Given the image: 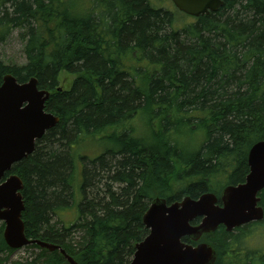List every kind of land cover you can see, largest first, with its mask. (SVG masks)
<instances>
[{"label": "trees", "instance_id": "trees-1", "mask_svg": "<svg viewBox=\"0 0 264 264\" xmlns=\"http://www.w3.org/2000/svg\"><path fill=\"white\" fill-rule=\"evenodd\" d=\"M84 1L0 0V45L18 31L26 57L0 61V86L8 74L36 78L60 119L12 174L24 183L28 239L58 245L79 264H130L153 200L219 196L248 174L249 151L264 141V0H222L181 29L149 0H90L78 10ZM196 133L204 139L189 153L179 136ZM87 142L109 147L79 156ZM79 172V215L61 227L54 219L75 207ZM256 226L264 221L238 233L220 227L200 242L215 249L216 264H264V252L244 249ZM3 232L0 223V264H68L36 245L27 247L35 258L9 263L16 251Z\"/></svg>", "mask_w": 264, "mask_h": 264}, {"label": "water", "instance_id": "water-1", "mask_svg": "<svg viewBox=\"0 0 264 264\" xmlns=\"http://www.w3.org/2000/svg\"><path fill=\"white\" fill-rule=\"evenodd\" d=\"M176 8L199 18L218 12L222 0H171ZM50 98L47 90H39L36 78L20 83L11 74L0 86V222L5 224L7 246L20 250L37 245L48 252L59 251L68 264H79L60 247L29 240L23 221L25 202L23 181L17 175L7 177L13 167L31 156L37 141L55 128L60 119L46 111ZM249 174L244 184L227 187L221 196L222 206L212 193L198 199L186 197L168 204L166 199L152 201L143 216L148 236L135 246L130 264H216L217 253L207 243L196 246L183 242L190 238L199 242L204 235L224 226L228 233L236 228L264 220L258 194L264 190V141L256 143L248 155ZM200 220L198 224L195 221Z\"/></svg>", "mask_w": 264, "mask_h": 264}, {"label": "rangeland", "instance_id": "rangeland-1", "mask_svg": "<svg viewBox=\"0 0 264 264\" xmlns=\"http://www.w3.org/2000/svg\"><path fill=\"white\" fill-rule=\"evenodd\" d=\"M151 5L157 8H163L165 10L171 11L175 15V28L181 29L183 26L187 24H191L195 22V18L189 17V16H182L179 14V11L175 8L173 3L170 0H149ZM81 8H78V10H84L90 5V0H85L84 3H81ZM18 31H14L4 43L0 45V61L3 62L5 65H22L26 63V57L24 54V44L21 42V40L18 37ZM63 75L61 76V78ZM67 81L65 85L67 86ZM142 120H136L135 124L139 127V133L142 131V127L144 122L142 123ZM201 133H196V138L191 137H185L182 135L179 136V139L182 143L186 145V148L189 149V153H192L196 151L198 148V144L200 145L202 143V139H204V136H198ZM194 146V147H193ZM109 147L108 144H102L98 145V147L93 142H87L83 147L78 149V155L79 156H89L91 158H94L98 155H100L104 149H107ZM81 169V168H80ZM233 170L237 169V166L233 164L232 167ZM82 172H79L78 178L76 179L74 190H75V207H71L69 209H66V211L59 212L58 215L55 217L54 222L58 224L59 226H69L70 224H73L79 215V209L78 205L82 201V193L80 191V186L82 183ZM216 180H218L220 185L225 183L227 180L225 175L223 173H220L217 175ZM180 189L183 187V185H179ZM178 188V187H177ZM220 188V187H219ZM253 230V231H252ZM253 234L251 236L246 237L244 241L248 242L247 247H244L245 252L254 253V252H264V226H256L255 228H252ZM39 252L37 250L28 249L27 247L18 250L11 254L9 256V263H15V262H24L25 260L33 259L37 256ZM244 253V252H243Z\"/></svg>", "mask_w": 264, "mask_h": 264}, {"label": "flooded vegetation", "instance_id": "flooded-vegetation-1", "mask_svg": "<svg viewBox=\"0 0 264 264\" xmlns=\"http://www.w3.org/2000/svg\"><path fill=\"white\" fill-rule=\"evenodd\" d=\"M234 171L235 170H226V174H225V177H226V179L228 180V179H230L232 176H233V173H234ZM247 175L248 174H246V177H247ZM246 177L243 179V182H240V183H238L237 185H239V184H243L244 182H245V180H246ZM230 185H234V184H228L227 186H225L222 190H221V192H220V194H222V192H223V190L226 188V187H228V186H230ZM219 205H221V203L219 202ZM263 206V205H262ZM264 207V206H263ZM246 227V226H245ZM242 228H244V227H242ZM242 228H240V229H242ZM238 231H240L239 229H237V230H235L233 233H238Z\"/></svg>", "mask_w": 264, "mask_h": 264}, {"label": "bare ground", "instance_id": "bare-ground-1", "mask_svg": "<svg viewBox=\"0 0 264 264\" xmlns=\"http://www.w3.org/2000/svg\"><path fill=\"white\" fill-rule=\"evenodd\" d=\"M12 171V170H11ZM7 174H9V172H7ZM50 244V243H49ZM53 245H55V244H53ZM56 246H58V245H56ZM58 247H60V246H58ZM60 249L61 250H64V249H62L61 247H60ZM65 251V250H64ZM59 252V251H58ZM66 252V251H65ZM60 253V252H59ZM67 253V252H66ZM70 256V255H69ZM65 259V258H64Z\"/></svg>", "mask_w": 264, "mask_h": 264}]
</instances>
